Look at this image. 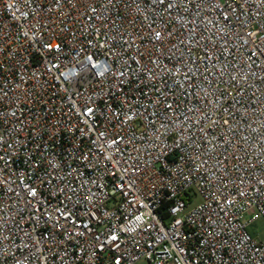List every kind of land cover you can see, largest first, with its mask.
Segmentation results:
<instances>
[{"label":"built area","instance_id":"2783aa9c","mask_svg":"<svg viewBox=\"0 0 264 264\" xmlns=\"http://www.w3.org/2000/svg\"><path fill=\"white\" fill-rule=\"evenodd\" d=\"M260 219L264 0H0V264H264Z\"/></svg>","mask_w":264,"mask_h":264},{"label":"rangeland","instance_id":"374dc122","mask_svg":"<svg viewBox=\"0 0 264 264\" xmlns=\"http://www.w3.org/2000/svg\"><path fill=\"white\" fill-rule=\"evenodd\" d=\"M199 202V198L196 199L195 202H193V205ZM249 231L254 233H259L261 235V238H264V220H257L254 224L251 225L249 228Z\"/></svg>","mask_w":264,"mask_h":264}]
</instances>
